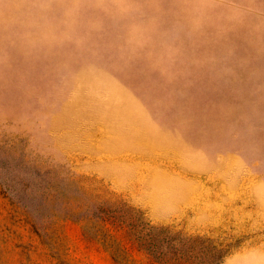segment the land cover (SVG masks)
I'll list each match as a JSON object with an SVG mask.
<instances>
[{
  "label": "rangeland",
  "instance_id": "rangeland-1",
  "mask_svg": "<svg viewBox=\"0 0 264 264\" xmlns=\"http://www.w3.org/2000/svg\"><path fill=\"white\" fill-rule=\"evenodd\" d=\"M0 264H264V0H0Z\"/></svg>",
  "mask_w": 264,
  "mask_h": 264
}]
</instances>
